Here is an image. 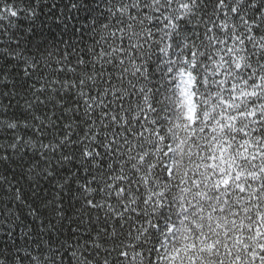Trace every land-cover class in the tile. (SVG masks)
<instances>
[{
  "label": "snow or ice",
  "instance_id": "6c2138e0",
  "mask_svg": "<svg viewBox=\"0 0 264 264\" xmlns=\"http://www.w3.org/2000/svg\"><path fill=\"white\" fill-rule=\"evenodd\" d=\"M0 264H264V0H0Z\"/></svg>",
  "mask_w": 264,
  "mask_h": 264
}]
</instances>
